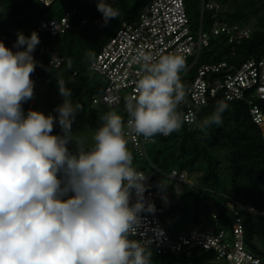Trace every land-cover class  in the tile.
I'll return each mask as SVG.
<instances>
[{
	"label": "clouds",
	"instance_id": "9594fccd",
	"mask_svg": "<svg viewBox=\"0 0 264 264\" xmlns=\"http://www.w3.org/2000/svg\"><path fill=\"white\" fill-rule=\"evenodd\" d=\"M97 10L105 23L119 16L108 0H97ZM39 43L36 31L18 32L12 48L0 41V264H151L147 241L130 239L138 214L155 208L145 207L148 176L133 166L126 137L168 136L185 121L205 131L223 123L228 104L218 101L197 123L179 111L187 103L180 75L185 58L168 53L153 62L142 55V75L125 103L127 124L107 111L86 147L73 134L82 106L73 105L63 79L56 80L64 97L58 116L24 114L23 103L34 96L32 53ZM86 55L91 60L95 53ZM57 121L63 135L52 134Z\"/></svg>",
	"mask_w": 264,
	"mask_h": 264
},
{
	"label": "trees",
	"instance_id": "16d2710c",
	"mask_svg": "<svg viewBox=\"0 0 264 264\" xmlns=\"http://www.w3.org/2000/svg\"><path fill=\"white\" fill-rule=\"evenodd\" d=\"M148 1L108 0L119 10V16L105 23L97 10V0H52L50 5H45L41 0H0V41L12 48L18 32L30 36L36 31L40 43L32 53L37 66L30 78L49 80L51 85L62 79V73L72 78L77 84L76 90L71 89L72 95L90 96L94 120L102 124L100 117L115 109L93 105L92 96L103 89L105 82L91 69V64L123 21L137 19ZM209 1L185 0L194 27L199 29L202 21L203 29L210 31L216 17L244 24H249L254 18V31L240 43H230L225 35L212 36L195 63L194 58L185 60L186 67L180 74L185 91L193 83L202 64L223 60L239 64L264 53V0H215L221 5L218 13L206 6ZM74 9L72 28L68 31L57 35L40 31L39 25L43 19L61 17L66 11ZM85 19L87 22L82 23ZM89 51L95 53L91 60L86 55ZM55 52L64 57L63 65L59 68L51 63ZM69 61L71 68L68 67ZM221 100L228 104L222 114L221 125L213 124L201 131L195 124L184 122L178 132L169 136L158 134L156 142L148 149L150 160L141 158L129 142L127 147L133 154V166L145 172L151 189L158 190L166 174L174 169L200 173V186H194L191 190L193 220L200 222L205 217L211 225L210 232L230 230L233 223L228 207L230 200L253 206L262 212L256 215L243 211V216L248 249L264 255V250L255 242L258 234L255 219L260 217L264 220V123L259 125L254 121L246 100H228L221 94L199 111L196 122L200 123L210 115ZM257 103L264 112V100H257ZM179 111H183V106H179ZM117 112L124 117L120 111ZM94 128L96 130L97 127ZM53 134L63 135L58 129ZM223 161L225 165H222ZM147 248L152 252L151 264H230L215 260L212 251L202 249L186 256L159 254L154 248Z\"/></svg>",
	"mask_w": 264,
	"mask_h": 264
},
{
	"label": "built area",
	"instance_id": "2783aa9c",
	"mask_svg": "<svg viewBox=\"0 0 264 264\" xmlns=\"http://www.w3.org/2000/svg\"><path fill=\"white\" fill-rule=\"evenodd\" d=\"M41 1L45 5L52 2ZM206 6L217 13L221 10V5L215 0H210ZM75 12V9L68 10L61 17L43 19L39 25L40 31L53 35L68 31L72 28ZM86 22L87 19L82 21ZM253 31L250 23H232L220 17L215 18L210 31L203 29L202 21L201 27L197 29L189 19L185 0H150L137 19L132 22L123 21L93 60L91 69L105 83L103 89L92 96V103L120 111L126 125L129 117L125 103L135 94V83L142 75V55L150 56L154 62L160 55L174 53L183 56L185 60L194 58L195 63L203 47L209 45L212 36L225 35L230 43H240L249 38ZM63 62L64 57L55 52L51 59L53 66L59 68ZM219 94L228 100H246L254 121L262 125L264 112L257 100H264V53L247 58L239 64L223 60L200 65L193 83L186 91L187 103L181 104L183 114L189 117L195 115L197 120L199 111ZM185 123L192 124L187 121ZM125 131H128L127 128ZM126 139L141 158L150 160L148 149L156 142V136L147 141L142 135H131ZM169 177L184 183L187 172L174 169ZM136 199L133 192L130 204H135ZM143 202L145 207L148 204L154 205L155 211H142L138 214L139 223L134 225L136 234L130 238L147 241L145 246L154 248L157 253L191 256L195 250L202 249L212 251L217 261L264 264V255L250 251L246 245L243 211L262 214L255 207L230 200L228 207L233 217L230 230L210 232L193 228L170 233L162 220L166 208L159 201L158 190L148 186Z\"/></svg>",
	"mask_w": 264,
	"mask_h": 264
},
{
	"label": "rangeland",
	"instance_id": "374dc122",
	"mask_svg": "<svg viewBox=\"0 0 264 264\" xmlns=\"http://www.w3.org/2000/svg\"><path fill=\"white\" fill-rule=\"evenodd\" d=\"M254 22L255 19L253 18L250 21L253 27ZM62 79L66 82L67 88L70 90L77 89V84L73 82L72 78L62 73ZM32 80L34 81V96L31 100L23 103L24 114L27 115L28 110L31 109L43 112L45 115L58 116V113L54 110L63 103L64 97L59 93L57 81L51 85L49 80L45 81L39 78ZM70 99L73 105L80 104L82 106V110L76 114L75 122L73 123V134L83 138L86 147L91 146L93 143L92 137L96 131L94 128L96 120H94L92 112L94 107L89 104L90 96L85 94L80 96L72 95ZM56 129L63 134L58 121L54 125V130ZM69 148L74 150V145L70 144ZM222 165H225V161H223ZM223 170L225 171V169ZM194 186H200V173L198 172L187 173V179L184 183L177 182L171 179L169 174H166L165 179L158 187L159 201L166 208L162 220L170 233L193 228L211 231V225L205 217H202L200 222H194L193 220L194 204L191 190H193ZM255 224L258 229L255 242L264 250V220L256 217Z\"/></svg>",
	"mask_w": 264,
	"mask_h": 264
},
{
	"label": "water",
	"instance_id": "95a60500",
	"mask_svg": "<svg viewBox=\"0 0 264 264\" xmlns=\"http://www.w3.org/2000/svg\"><path fill=\"white\" fill-rule=\"evenodd\" d=\"M94 126L98 128L100 126V123L98 121H96V122H94Z\"/></svg>",
	"mask_w": 264,
	"mask_h": 264
}]
</instances>
